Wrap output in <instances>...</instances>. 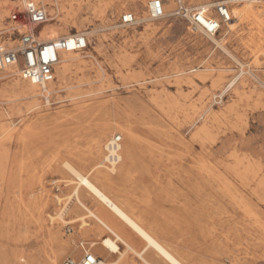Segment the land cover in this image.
<instances>
[{"label":"rangeland","instance_id":"rangeland-1","mask_svg":"<svg viewBox=\"0 0 264 264\" xmlns=\"http://www.w3.org/2000/svg\"><path fill=\"white\" fill-rule=\"evenodd\" d=\"M12 1L0 0L8 9L1 31L19 5ZM95 1L63 0L76 17L60 36L78 32L88 39L87 48L78 52L81 64L68 73L66 90L47 103L42 96L15 92L14 84L22 80L0 72V264H47L52 253L62 264L67 257H80L82 248L101 260L117 257L106 259L91 247L104 237L93 220H87L89 234L79 232L78 223L50 220L65 203V222L83 214L72 195L74 178L62 163L84 173L92 140L103 126L110 128L108 138L130 129L137 152L130 163L116 165L109 195L184 264H264V96L250 76L248 96L239 104L231 91L220 93L238 71L235 59L264 76V11L229 34L223 27L215 36L221 48L169 14L119 28L122 12L142 18L146 3L101 13ZM150 24L154 30L147 31ZM5 37L0 35L3 48L15 45ZM190 77L194 84L187 83ZM164 95L176 110L167 108ZM204 104L210 107L206 114ZM235 150L246 156L245 175L261 180V188L256 182L244 186L226 168L233 165ZM80 190L88 207L103 211ZM112 221L136 252L144 247L122 223ZM143 257L165 264L151 249ZM120 264L142 262L128 251Z\"/></svg>","mask_w":264,"mask_h":264},{"label":"bare ground","instance_id":"bare-ground-1","mask_svg":"<svg viewBox=\"0 0 264 264\" xmlns=\"http://www.w3.org/2000/svg\"><path fill=\"white\" fill-rule=\"evenodd\" d=\"M34 1L44 6L49 16L47 22L39 30L40 41L48 42V41L57 40L64 36L67 37L70 36V34H64V36H60V33L62 32L64 33V30L68 27L69 24L75 23L76 12L70 9V4L69 5L64 4L63 0H34ZM192 1L202 2L200 3V5L203 4L208 5L211 3L210 0H192ZM15 2L18 3V0L12 1V3ZM147 2L148 0H122V1L96 0L95 7L101 13H103L109 9H114L118 7L124 9L129 7L130 5L134 6L137 9H140L144 3H146L147 5ZM224 2L230 8L233 17V20L226 25L228 31L227 34L233 32L236 27L242 25L243 23L250 21L255 14H259V12L264 11V1L224 0ZM6 4L7 3L5 2H0V22L4 18V16L8 14V9L5 6ZM173 7H174L173 0H167L164 7L165 15H168L172 11ZM142 14H143L142 18H138L136 14L137 21L149 22L150 19L147 17L146 12L145 13L143 12ZM49 22H55V24H51V23L49 24ZM56 24L59 27H61V29L56 28V26H54ZM146 30L147 31L154 30L153 25L152 24L146 25ZM7 31H9L8 28L3 29L2 31L0 30V35ZM209 39L211 40V42L215 43L217 47L223 48V45L216 40V37H211ZM7 41L11 42V40L9 39H7ZM0 49H3L2 43L0 44ZM235 61L237 63L238 71L232 78H230L224 84V86L220 90V93L224 94L225 92L231 91L234 95V98L236 99L237 104H239L245 97L248 96V92L246 89L250 86L251 80L248 78V76H250L255 80V82L260 87L261 90L259 91V95H261L260 97L262 98V96H264V76L259 77L258 75L250 72L248 69H245L246 66L245 63L236 59ZM81 62H82L81 56L78 54V51L62 52L60 55L59 63L55 68V78L57 77V80L56 81L54 80L52 83H49L44 88H41L30 81L22 80L17 68H6L3 70V72L4 74L9 76L12 75L19 76V80H22L23 83L16 82L14 84L13 90L15 92L25 94L29 98H37L39 96H42L48 103L49 98L51 96L53 97L54 95L57 96L59 93L67 89L65 86V80L68 76V73L72 68L78 67L81 64ZM175 77L178 78L177 83H179L180 82L179 78L182 77V72L178 71ZM197 77L201 78L200 75H198ZM220 81L221 80L216 81L215 84L220 85L221 84ZM187 83L194 84V80L190 77L188 78ZM161 98L162 97L160 95H157V99H161ZM163 100L166 101L167 108L176 110V104L171 99H169L167 95H164ZM157 103L156 105L160 108V110L164 111L165 109H163V106ZM203 108H205L203 114H206L207 112L210 111V107L209 106L207 107L206 104H204ZM236 117L238 121H240L241 115L236 114ZM119 131L121 132L120 136L123 137V142L122 144L119 145V154L117 155V159H118V163L122 161L123 164H127L130 163L133 157L137 154L135 137L130 129H119ZM109 134H110V128L108 126H103L98 130V136L94 140H92V146L87 156V160L89 161L90 166L88 167V169H86L84 173H81L78 169H76L66 161L62 163L64 168L67 170V172L70 175H72L74 178L73 180L70 181L75 184L72 190V195L74 197L76 207L83 214L71 220L70 222H65L63 220V213L65 209H67V205H68V203L67 204L65 203L63 204V206L60 207V209H58L55 218L50 217L51 222H53L56 219L65 224L78 223L79 232L83 231L84 233L89 234L92 232V226L87 222V220L89 219L93 220L97 228L101 231V233L104 234V237L100 239L99 243L96 242L90 243L91 247H96V249L99 252H101L106 259L112 257V255H117V257L112 260L100 259L98 264H120L122 258L124 257V254L128 251L135 254V256L139 259V261L142 262V264H154L153 262L143 257L144 253L148 249H151L153 252H155L156 255L159 256V258L163 260V262H165V264H184L181 261V259H179L178 256H176V254L168 250L162 243H160V241H158V239H156L151 234V232L148 229L144 228L139 219H134L129 212H127L120 204H118L109 195L108 191L112 190V188L114 187L110 175L115 174L117 172L116 165L118 164V163L114 164L113 162H110L108 166L104 167L103 163H105L106 159L104 158L103 160H100L102 156V150H105L107 142H109L113 138V136L111 138L110 137L108 138ZM196 135L199 136L200 138H203V134L201 132H198ZM238 152L239 150H235L233 154L234 157L233 165L230 166L227 164L226 168L229 169L230 172L234 174L235 178L244 186H249L251 182H256L255 183L256 187L261 188V186L263 185L261 183V180L257 182L256 178H248L245 175L248 169L245 166L246 156L241 155ZM103 168H106L107 170L106 169L104 170ZM124 168H126V165L124 166ZM80 189L86 191L89 197L94 202L100 204L101 207L104 208L103 211L97 214L90 207H88L79 197ZM56 198H57V204H60L61 199L58 197ZM112 220L122 223V225L126 227L127 231L133 233L139 240H141L144 243V247L139 252H136L131 247L128 238L121 235V232L117 229L116 225ZM51 236H54L55 241L57 242L60 241L59 240L60 237L58 235L51 234ZM60 245L61 247H64V245H67V243L65 244L64 242ZM57 256H58L57 253H52V257H50L47 264H60V262L57 259Z\"/></svg>","mask_w":264,"mask_h":264},{"label":"built area","instance_id":"built-area-1","mask_svg":"<svg viewBox=\"0 0 264 264\" xmlns=\"http://www.w3.org/2000/svg\"><path fill=\"white\" fill-rule=\"evenodd\" d=\"M208 5L190 6L187 0H173L174 8L169 13L184 21L192 34H199L205 38L217 36L223 27L232 20L230 8L222 0H211ZM264 1V0H259ZM167 0H148L147 17L150 20L164 18V7ZM16 6L8 16L9 31L4 32L6 39L14 46L0 49V72L6 68H17L24 81H30L41 88L55 80V68L59 63L62 52L83 51L88 46L85 35L74 34L64 36L54 41L39 40L40 28L47 22L49 16L40 3L34 0H18ZM139 23L136 14L124 11L119 15L118 27L130 29ZM121 136L115 135L105 147V163H118ZM82 246V245H80ZM80 257H67L62 264H98L100 257L91 250L82 248Z\"/></svg>","mask_w":264,"mask_h":264}]
</instances>
